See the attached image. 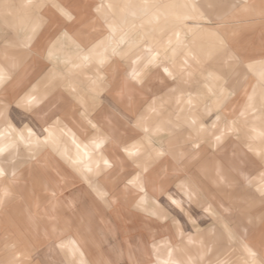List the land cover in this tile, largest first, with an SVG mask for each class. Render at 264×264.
I'll list each match as a JSON object with an SVG mask.
<instances>
[{"label":"rangeland","instance_id":"374dc122","mask_svg":"<svg viewBox=\"0 0 264 264\" xmlns=\"http://www.w3.org/2000/svg\"><path fill=\"white\" fill-rule=\"evenodd\" d=\"M81 1L34 0L33 4L27 6L25 0H0V62L15 60L23 63L27 61L17 74L9 78L1 92V96L7 99L5 102H11L9 106L11 120L20 128L30 125L39 135L44 133L39 120L45 125L48 118L58 109H53L55 103L50 102L41 110H37V107L33 106H22L23 97L30 93L33 86L36 85L37 88L32 90L36 95L42 96L48 92L50 97L60 93L65 100L74 104L78 111L85 110L89 112L88 116L94 118L98 116L99 112L116 109L120 126L129 137L146 134L144 128H147L149 133H153L162 153L167 154L157 161L148 172L143 173L145 191L140 192L129 181L142 172L141 168H138L126 157L114 139L107 143L105 151L109 153L112 166L105 170L98 179L90 174L85 188L69 194L76 196L74 213L61 209L59 215V227L64 225V217H69L68 230L62 234L59 241V245L62 243L66 245L63 248L60 247L67 264H70L73 259L76 264H80L81 259L86 264L87 253L85 251H88L89 245H93L95 249L101 251L95 256L96 259H102L101 253L105 248L110 250L117 247V235L114 223L108 216V208L116 205L118 209H121L120 201L127 205L133 202L137 204L141 196L145 198V203L148 200L156 201L153 203V209L149 210L157 212L160 210L157 205H160V207L165 206L173 211H178L179 213L175 214L188 231H193V228L183 212H191L194 217L198 218L202 226H207L211 222L209 219L199 218L203 209L199 208V203L197 204L194 199L197 189L203 192V197L207 202L204 210L208 213L216 214L219 217L237 216L246 212H253L257 215L260 157L255 153L258 152L256 148L264 147V136L261 135L257 138L252 132H264V118L261 117L264 109H261L255 118L246 119L255 110L247 107L246 105L249 103L246 104V101L255 86L264 85L262 76L252 75L247 80L246 77L230 80L228 76L236 69L237 65L232 61L225 64L222 57L223 52L216 54L206 65L211 66L216 72H220L222 76H204L203 88H209L211 82L219 84V88L226 84H232V90L223 98L226 100L225 105L201 109L200 135L198 128L194 129L187 124L177 125L175 128L178 131L177 134H180L179 131L185 127L184 138L191 143L190 146L196 148L194 145L199 143V148L193 150L183 160L169 154L167 147L162 146L163 143L169 145L171 140L167 135L173 125L164 121L165 126L160 123V120H168L169 117L177 122L182 118L176 113L180 109L172 108L176 94L182 86L178 84L177 77L170 76L165 71L164 74L162 71L165 67L168 72L177 68L176 59L162 60L164 52L171 49V47L168 48V44H162L164 37L169 36L173 39L177 28L192 29L195 22L214 26L217 22L215 13L222 12L223 8L228 5L226 2H231V0H218L208 6L204 2L205 0H192L194 4H191L190 0H139V2L148 1L150 7L140 11L136 16L131 12L134 11V5L138 4V0H130L131 4L124 7L122 0H109L111 8L104 3L99 5L98 0H83L89 2V7L87 6L86 10H79L80 8L75 6L80 5ZM54 5H59L69 11L74 19L66 20ZM154 10L155 12H153ZM172 12H187L190 17L200 13V18L184 16V24H176ZM109 24L116 27L114 34L111 32ZM128 27L130 28V43H118L119 35ZM143 35L147 36L145 40ZM150 39L153 42L146 43ZM156 41L161 43H155ZM34 47L39 52V76L35 71V59L29 61L32 58ZM172 47L178 50L177 60H181L184 55V47H181L178 42L173 43ZM89 50H91L90 62L85 61L87 65L80 67L81 73L79 74L80 76L84 75L80 81L77 80L73 87L71 86L72 79H74L72 76L76 74L74 71L77 68L72 63L83 60L81 52ZM145 52L150 54L149 59L152 55H159H157L156 61L151 64L148 63L149 60L141 64L138 63L139 75L136 84L142 82L138 86H133L127 82L126 74L130 69L129 63L134 56ZM3 54H6L5 57ZM173 55L175 56L174 53H172ZM101 59L106 60L103 65L99 63ZM148 65H152L154 68L147 69L146 72L149 76L142 75L144 71L142 69ZM96 69L104 72L116 69L120 76L123 75L119 78L118 85L110 84L106 87L105 82H102L93 87L86 75ZM194 71L196 72V70ZM36 76L37 79L34 80ZM259 79L263 83L259 82ZM130 88L133 90V95L128 97L127 90ZM114 91L115 95H113ZM232 93L234 94L232 95ZM114 96L123 107L114 102ZM57 99L58 96H54L53 100ZM160 99L166 101L162 105V109L146 106L147 103ZM177 103L176 101L175 104ZM243 105H245L242 112L244 115L241 113L237 115ZM180 112L184 113L185 111L181 108ZM151 115L154 117V123L145 124L144 128H138V122L141 123L138 119H146ZM217 116L220 117L219 120ZM72 119L78 132L82 135L89 133V128L80 119L75 117ZM9 127L10 131L16 135L17 141L28 143L15 126L10 125ZM158 128L161 131H157ZM217 135H221L219 141L215 138ZM178 142L185 141L180 138L179 141L173 143L177 144ZM6 146L0 145L5 151ZM208 149L209 153L218 151L217 158L219 160L212 154L207 155ZM227 153H239L240 155L227 156ZM223 163L229 167L232 166V168L235 166V168L232 172L223 173L221 171ZM201 178H205V181ZM95 181L101 183V188L107 192L104 194L101 192L102 198L95 193L100 190L97 183H94ZM211 181L215 184L225 182L236 185L238 192L226 188L216 192L210 186ZM191 182L197 189L193 184L190 185ZM246 189L249 192H246ZM189 192L192 194L191 197L188 195ZM105 195H108V198H105ZM169 195L179 202V207L168 199ZM60 198L38 176L32 163H28L23 169L10 174L6 173L5 176L0 177V201H2L0 202V264H17L18 261H22L20 264H45L47 261L48 264H66L63 255L57 250L56 236L59 235L50 231V226L46 222L47 218L43 215L44 208ZM186 200L190 202L187 203ZM62 206L64 207V205ZM117 216L119 218L120 214L117 213ZM33 219L35 223H32ZM125 221L129 222V219H125ZM101 228L103 229L100 230ZM30 230L33 234L29 233ZM126 232L131 233L133 230L127 229ZM87 233L91 235H86ZM75 234L85 239V242L81 243ZM244 240L246 241V239ZM147 244L146 239H141L136 245L139 253L144 257L148 254L145 249ZM73 247L76 249L75 256L70 250ZM21 248L29 253L31 259H25L24 253L19 252ZM103 253L106 255V259L111 258L108 252ZM51 256L52 258L49 260ZM112 258H115L114 255ZM116 258L118 259L119 256L116 255ZM57 260L59 261L57 262Z\"/></svg>","mask_w":264,"mask_h":264},{"label":"crops","instance_id":"0c3cea01","mask_svg":"<svg viewBox=\"0 0 264 264\" xmlns=\"http://www.w3.org/2000/svg\"><path fill=\"white\" fill-rule=\"evenodd\" d=\"M190 1L191 4H194L192 0ZM216 1L218 0H205L204 2L208 6L210 4L213 5ZM33 2L34 0H31V4ZM103 3L108 7L112 6L109 0H98L99 5ZM226 3L228 5L223 8L224 10L222 12L215 13L217 22L214 26L202 25L200 22H195V26L192 29L177 28L174 32L173 39L165 36L164 42H162V44H168V48L171 47L170 50L164 52L162 60L176 59L177 68L172 69L171 73L172 76L177 77L178 84L182 86L178 90L172 103V108L180 109L176 113L182 116L181 120L174 122L169 117L168 120L159 119L161 124L165 125L166 123L164 121H167L173 125V128H170V132L167 135L171 140L169 145L163 143L162 146L167 147L166 149L169 154L178 156L181 160L191 154L196 148L190 146L191 143L187 142L184 138L185 127L179 131L181 132L180 134H177L178 131L175 129L177 125L187 124L191 125L194 129L198 128L200 135L201 128L199 124L202 120L201 109L203 107L224 106L226 100L223 98L232 90V84H226L224 87L219 88V84H213L212 82L209 88L204 89V76H222L220 72H216V70L206 64L216 54L223 52L222 57L225 64H229L232 61L237 65L236 69L228 76L230 80H239L243 77H246L247 80L252 75H264V0H231V2ZM128 4H131L130 0H122L123 7L128 6ZM25 5L29 6V0H25ZM145 5H148V1L139 2L138 0V4L135 3L134 11L131 14L134 16L139 15L140 11L146 9ZM87 6L89 7V2L82 0L81 4L75 7L80 8L79 10H86L88 8ZM172 14L176 19V24H184V16L186 18H200V13L194 14L191 17L187 12H172ZM188 34L191 35L189 36ZM146 38L147 36L143 35V39L145 40ZM130 40V28L128 27L119 35L118 43L129 44ZM221 40L226 43V49L220 48ZM152 42L153 40L150 39L146 43ZM175 42L180 43L181 47H184V55L181 60H177L178 50L172 47ZM155 43L161 42L156 41ZM32 52V58L29 61L35 59V71L37 76H39V52L35 47ZM172 53L175 56H172ZM149 55L145 52L131 59L129 63L130 69L126 76H130L132 81H127L128 83H131L133 86L141 84H136L139 75L138 63L141 64L149 60ZM229 56L239 57V60H230ZM26 62L20 63L15 60L0 62V71L6 77L4 82L0 84V145H7L6 151L0 153V165L7 174L23 169L28 163H32L38 176L55 191L58 197H63L75 193L83 187L85 188L90 174H93L98 179L110 167L108 163L109 153L103 147L114 138L130 150L134 146L140 149L138 156H129V159L136 166L137 163L135 161L143 164L147 160L146 152H151L152 155L149 169L167 154L157 155V152L163 151L159 144L156 143L153 133H149V131L146 134H140L133 138L129 137L127 132L120 126V120L117 117L118 111L116 109L99 112L98 116L94 118L88 116L90 114H87L89 112L85 110L82 112L78 111L77 107L68 100H65L60 93L50 97L48 96V92L42 96L36 95L32 92L33 89L37 88L36 85L33 86L34 88L31 92L26 94L23 99L35 97L32 106L37 107V110L44 109L43 107L48 102L55 103L53 109L57 108L58 111L48 118L45 125L37 117L44 129L42 135H39L30 125H25L23 128L18 127L9 116L11 102H5L7 99L1 96V92L5 88L9 78L17 74ZM87 62L78 60L72 63L78 71L77 69L74 71L76 74L72 76L74 79H72L71 86L75 87L77 80L80 81L83 77L84 74L80 76L79 73H81V70L79 69L82 65H87ZM103 62L105 63L106 60H99L100 65H103ZM77 65L80 66L77 67ZM133 65L135 66L133 67ZM148 68H154V66L148 65L145 69L143 68L142 75L149 76L147 74L148 72H146ZM162 71L164 72L163 69ZM134 72L137 75L133 80L132 74ZM84 73L86 75V72ZM37 76L34 80L37 79ZM86 76L93 87L100 85L102 82H105L106 87L110 84L118 85L119 78L121 77L116 69H111L107 72L96 69ZM259 82L263 83L260 79ZM115 91L113 95H115ZM132 95L133 90L130 88L127 90V96L130 97ZM54 96H58V99L55 101L53 100ZM250 96L252 97L251 101L249 100ZM113 98L116 104L123 107L116 100L115 96ZM189 100H191V103H189ZM176 101L178 102L177 104H175ZM165 102L164 99H160L156 102L147 103L146 106L162 109L161 107ZM247 103H249L246 105L247 107L255 110L246 119H253L261 109H264V85L261 84V87L257 85L252 89L247 97ZM181 108L184 109V113L180 112ZM244 108L245 105L238 110L237 115L242 113ZM123 110L127 111L124 108ZM73 117L80 119L89 128L90 131L87 135H82L75 129ZM261 117L264 118V113L261 114ZM138 120L141 121L143 126L154 123V117L152 115L150 117L147 116L146 119L139 118ZM193 120L195 121L194 124ZM10 125L15 126L17 131L27 139L28 143L17 141L15 139L16 135L10 131ZM115 127L116 129L114 130ZM45 129H48V131H45ZM29 130L31 131V135ZM49 132L51 135H49ZM262 132L253 131L252 133L258 138ZM146 137L151 139L150 147ZM180 138L185 142L174 144ZM97 143H100L99 147L96 146ZM256 150L258 152L255 154L260 157L259 191L257 198L259 206L257 215L253 212H246L237 216L219 217L216 214L208 213L204 210L207 202L203 197V192L198 190L192 182L190 185L192 186L193 184L196 187L195 189H197V191L195 190L194 199L197 204L199 203V208L203 209L199 218H206L211 221L207 226H202L198 218L194 217L191 212H183L193 231H188L184 228V223L175 214L179 213L178 211L176 212L170 208L161 206L163 208V214L153 215L152 213L154 211L149 210L153 209L152 200H148L143 205V208L137 207V204L134 202L127 205L120 201L121 209L115 206H109L108 208V216L114 223L117 235V247L115 249L108 250L105 248L102 250L110 254V259H106V255L103 252L101 253L102 259H96L95 256L101 251L95 249L93 245H89L88 251H85L87 253L86 264H166L168 261H179L182 264H220V262H228V264H251L252 259H255L256 264H260V261H264V194L261 192V189H264V160L261 159V153H264V147L256 148ZM209 154H212V156L219 160L217 158L219 155L218 151L209 153L208 149L207 155ZM226 155L234 156L240 154L227 153ZM226 160L228 161L229 159ZM105 161H107V164ZM223 162L225 163V161ZM224 163L221 167L223 173L228 171L232 172L235 168V166L232 168V166L229 167ZM89 169L91 170L89 171ZM200 177L202 176L200 175ZM204 179L202 180L205 181ZM94 183L102 187L101 183L97 181ZM210 186L216 192L222 188L238 192L236 185L225 182L215 184L211 181ZM246 192H249V190L246 189ZM104 197L108 198V195ZM186 201L187 203L190 202L188 200ZM116 212L120 214L119 218ZM156 213H160V210ZM125 219H129V222H126ZM127 229H132L133 232L128 233L126 232ZM86 235L91 234L87 233ZM141 239H146L148 242L146 248L148 254L145 257L136 248V245L139 244ZM244 239H246V242ZM245 246L255 252L256 255L254 258L248 255V252L245 251ZM112 255L115 258H112ZM116 255L119 256L118 259Z\"/></svg>","mask_w":264,"mask_h":264},{"label":"snow or ice","instance_id":"6c2138e0","mask_svg":"<svg viewBox=\"0 0 264 264\" xmlns=\"http://www.w3.org/2000/svg\"><path fill=\"white\" fill-rule=\"evenodd\" d=\"M29 5H31V0H29ZM54 6L58 8V10L60 12V15H62L66 20L71 21V20L74 19V17L72 16V14L69 11L61 8L59 5H54ZM109 7H111V6H109ZM148 7H150V6L145 5L146 9ZM156 7H158V6H156ZM157 19H158V17H157ZM109 28L111 29V32L113 34L116 32V27L113 24H109ZM121 42H123V40H121ZM220 48L221 49H226L227 48V45H226V43L223 40L220 41ZM149 51H151V50H149ZM90 52H91V50H89L88 52H83V51L81 52V55H82V58H83L84 61H90V59H91ZM49 55L51 56V52L49 53ZM157 55H159V54H157ZM157 55H152L151 58L149 59L148 63L151 64V63L155 62L156 59H157ZM229 59L233 60V61H238L239 57L229 56ZM197 62H199V61H197ZM79 66L80 65H77V67H79ZM164 71L167 72L168 75H170V76L172 75L171 72H168V69L166 67L164 68ZM132 75H133V79H135L137 73L134 72ZM5 79H6L5 74L2 71H0V84H2ZM262 80H264V75H262ZM34 100H35V97L25 98V100L22 103V106L31 107L33 105ZM249 100L250 101L252 100L251 96L249 97ZM189 103H191V100H189ZM241 115H244V113H241ZM217 119L219 120L220 117L217 116ZM194 123H195V121L193 120V124ZM137 126L144 128L143 124H141L139 122H138ZM93 127H95V125H93ZM45 131H48V129H45ZM144 131L147 132L148 129L144 128ZM157 131H161V129L158 128ZM29 133L31 135V131L30 130H29ZM49 135H51L50 132H49ZM261 135L264 136V132H262ZM215 138H216L217 141H219L221 139V135H217ZM146 139L148 140V145L150 147L151 146V139L147 138V137H146ZM101 143H102V141H101ZM96 146L99 147L100 143H97ZM194 147L199 148V143L195 144ZM4 151H5V149L3 147H0V153H3ZM126 151H128V155L132 156V157H136V156H138L140 154V149L138 147H135V146H134V148L132 150H127L126 149ZM145 154L147 155V160H145L143 164H140L139 161H135L137 163V166L142 168V172L138 173L137 176L132 181H129V183H131L133 185H136L139 188L140 192H144L145 191V188L143 186V173L148 172V169H149V166H150V161L152 159L151 152H146ZM157 155H163V153L162 152H157ZM261 159L264 160V153H261ZM105 163L107 164V161H105ZM90 170L91 169H89V171ZM5 174L6 173H5L4 169L0 168V177L5 176ZM261 192H262V194H264V189H261ZM5 194H7V193H5ZM188 195H189V197H191L192 194L189 192ZM168 199H170L173 204L177 205V207L180 206L179 202L177 200H175L171 195H169ZM0 202H2V201H0ZM144 203H145V198L143 196H141L140 199L137 202V207L143 208ZM153 203H156V201H153ZM157 207L160 208V213L153 212L152 214L153 215L163 214V208H161L160 205H157ZM60 246L62 248L66 247V245L63 244V243ZM70 250L72 251L73 256H75L76 249L73 247ZM245 251L248 252V255L250 257L254 258L255 255H256L255 252H253L251 249L247 248V246H245ZM70 264H76L75 259L70 261ZM80 264H85V262L81 259L80 260ZM166 264H182V262H179V261H168V262H166ZM220 264H228V262H220ZM251 264H256L255 259H252ZM260 264H264V261H260Z\"/></svg>","mask_w":264,"mask_h":264},{"label":"bare ground","instance_id":"6f19581e","mask_svg":"<svg viewBox=\"0 0 264 264\" xmlns=\"http://www.w3.org/2000/svg\"><path fill=\"white\" fill-rule=\"evenodd\" d=\"M128 80L127 81H132L131 80V78L130 77H128L127 78ZM142 82V81H141ZM140 82V83H141ZM234 93H232V95H233ZM232 95H231V97H232ZM230 97V98H231ZM229 98V99H230ZM1 100V99H0ZM116 129V127L114 128V130ZM115 132V131H114ZM114 140H115V142H116V144H118L119 145V147H120V149H121V151L122 152H124L125 153V155L128 153V151H126V149L127 150H130L129 148H126L125 146H123L122 145V143H120L116 138H114ZM111 144V143H110ZM107 145V144H106ZM106 145H104V149L106 148ZM115 145V144H114ZM103 150V149H102ZM5 152V151H4ZM3 152V153H4ZM128 158H130L129 157V155L127 154L126 155ZM0 159H1V157H0ZM108 163L110 164V167L112 166V161L110 160V159H108ZM124 166V165H123ZM109 167V168H110ZM0 168H1V165H0ZM108 168V169H109ZM13 172H15V171H13ZM13 172H11V173H13ZM19 172V171H18ZM6 173V172H5ZM17 174V173H16ZM188 175V174H187ZM191 180V179H190ZM126 183V182H125ZM135 187H137L136 185H134ZM104 187V186H103ZM138 188V187H137ZM139 189V188H138ZM101 192H103V194L104 193H107L106 191H105V189L104 188H101L100 187V190H98V191H95V193L100 197V198H102V194H101ZM109 193V192H108ZM110 194V193H109ZM129 196V195H128ZM132 196V195H131ZM134 196V195H133ZM205 196V195H204ZM122 197V196H121ZM124 197V196H123ZM126 197V196H125ZM126 200V199H125ZM119 202V201H118ZM62 205H64V207L62 206ZM114 205V204H113ZM116 206V205H115ZM117 207V206H116ZM61 209H64V210H66V211H69V212H72V213H74V211H75V209H76V196H70V195H65V196H63V197H61L60 198V200H56L54 203H52L51 205H49L47 208H44V210H43V215L44 216H46V222H47V224H49V228H50V231L53 233V234H56V235H59V236H56V239H57V250L63 255V257H64V260H65V262H66V264H67V261H66V259H65V256H64V254H63V252H62V248L60 247V245H59V241H60V239L62 238L61 236H62V234H64L67 230H68V223H69V217H67V216H65L64 218H65V220H64V225L62 226V227H59L58 226V224H59V215H60V212H61ZM64 216V215H63ZM103 221V220H102ZM104 222V221H103ZM107 222V221H106ZM32 223H35V221H34V219L32 220ZM41 224V223H40ZM35 226V225H34ZM103 228H101L100 230H102ZM29 233L30 234H33L32 233V231L30 230L29 231ZM77 234V233H76ZM75 234V235H76ZM76 237H77V239L81 242V243H84L85 242V239H83L82 237H79V236H77L76 235ZM114 242V241H113ZM246 242V241H245ZM13 244V243H12ZM51 245V244H50ZM53 247V246H52ZM51 247V248H52ZM146 248H147V246H146ZM145 248V249H146ZM55 250H56V248H54ZM21 250V251H20ZM19 250V252L20 253H24V256H25V259H31L30 258V256H29V253H27V251L24 249V248H21ZM53 252H54V250H53ZM52 252V253H53ZM54 255V254H53ZM52 255V256H53ZM60 255V254H59ZM41 256H44V255H41ZM41 256H40V258H41ZM52 256L50 257V259L49 260H51V258H52ZM56 256V255H55ZM34 258V257H33ZM47 258V257H46ZM55 258V257H54ZM54 258L52 259V261L54 260ZM24 259V260H25ZM35 259V258H34ZM37 260V259H36ZM41 260V259H40ZM43 260V259H42ZM41 260V261H42ZM59 260H57V262H58ZM20 262H22V261H18V263L17 264H20ZM46 262V261H45ZM47 264H48V261L46 262ZM45 263V264H46ZM55 263V262H54ZM32 264V263H31Z\"/></svg>","mask_w":264,"mask_h":264}]
</instances>
